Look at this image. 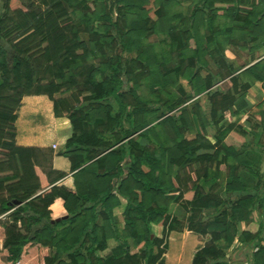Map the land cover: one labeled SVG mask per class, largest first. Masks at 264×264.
Returning a JSON list of instances; mask_svg holds the SVG:
<instances>
[{
    "label": "trees",
    "instance_id": "obj_1",
    "mask_svg": "<svg viewBox=\"0 0 264 264\" xmlns=\"http://www.w3.org/2000/svg\"><path fill=\"white\" fill-rule=\"evenodd\" d=\"M2 1L0 39L10 47L0 48L6 261L166 264L170 233L188 229L206 237L190 264H231L235 237L251 246L246 264H264V170L245 153L254 137L264 140V97L248 116L258 122L250 130L239 124L245 91L259 82L264 93V56L235 74L225 55L235 45L254 61L264 48V0ZM152 35L165 38L147 41ZM205 55L220 65L208 68ZM225 78L231 87L221 92L215 85ZM30 95L70 122L60 151L69 177L52 166L54 142H17V111ZM241 170L256 178L252 189ZM58 196L67 217L53 220ZM255 211L257 231L239 233ZM111 239L117 245L104 253Z\"/></svg>",
    "mask_w": 264,
    "mask_h": 264
},
{
    "label": "rangeland",
    "instance_id": "obj_2",
    "mask_svg": "<svg viewBox=\"0 0 264 264\" xmlns=\"http://www.w3.org/2000/svg\"><path fill=\"white\" fill-rule=\"evenodd\" d=\"M2 7H3V1L0 0V12H2ZM146 7L149 9L150 16L155 18V11L157 9L155 3L153 1H151ZM188 11H189V7L187 6V4H185L184 12L187 13ZM162 38H165V36H163V35H152L147 39V41L149 40L151 42H158ZM0 48H3L5 50H10L9 45H7V43L2 41L1 39H0ZM225 55L227 57V63L232 67V71L236 74L239 71L243 70L244 68L248 67L249 65L253 64L258 59L262 58L264 56V48L259 49V50L254 52V56L256 58L254 61H252V54L248 50H242L238 46H235V45L227 46V48L225 49ZM204 60H206L208 62L207 67L211 68V69H216V67H218L220 65V62H216V61L210 59L207 55L204 56ZM205 73H206V69L201 67V75H205ZM182 81H183V83H186L185 80H182ZM179 86H183V85L179 84L178 86L175 87V89L178 90ZM216 86H217L216 89H219L221 92H224V91H226V89L231 87V83L228 80V78H225V79H220V81L217 83ZM214 91H215V89L213 90V92ZM138 92H140V91L138 90ZM204 93L201 94V96H200V97H202L200 99V103H201V107L204 109L206 114H208L209 108H210V103L207 101V97ZM245 93H246V99L249 103V107L246 109L247 112L241 113V118L248 115L249 111L251 109L252 110L256 109V107H255L256 103H258L264 97L262 86L259 82L254 84L248 90H246ZM45 100H46V98H39V99L38 98H31V97L26 98L24 96L23 101H22L23 107L21 108L23 114L31 113L33 111L37 114L36 117H32L33 118L32 120L36 122V124H35L36 131L37 132L42 131L43 134L45 132H47L48 128H52V124L50 125V121L51 120L53 121V117H54L53 113H52V106L50 105L51 103L48 104ZM235 117L236 116L231 117L229 114L225 115L226 120L227 119L233 120ZM255 118L258 119L259 118L258 115ZM244 123L246 124V122H244ZM188 134L189 133H186L187 137L189 136ZM261 137H262L261 135H257L258 139H256V141H257L256 145H258L259 143H262L264 141L263 137L262 138ZM44 139H49V137L48 138L44 137ZM46 142H47V140L43 141L42 142L43 144L41 146L49 147L46 145ZM263 149H264L263 146H257V150H259L258 151L259 154L257 155V158H258L257 162L259 163L258 167L260 168L261 171L264 170V150ZM51 150L52 151L56 150L57 151L56 153H60V150H58L57 146L53 147V145H52ZM53 154H54V152H53ZM255 217L256 216H254V218ZM4 220H5V218L1 219V221H4ZM1 221H0V264H12V263L6 261L7 252L5 249L2 248L4 227H3V223ZM45 223H46V220H44L42 222V224L32 225L31 226V232L33 233L37 228L43 226ZM255 227H257V224L253 223V225H252V223H251L248 226V229H256ZM154 232L156 234L160 235L161 227L155 226ZM169 238L171 240H170V242H168L169 243V248H168L169 254H167L165 257L166 264H190L193 253L195 252V248H197L200 245V243H199L200 241H203L206 239V237H202V238L198 237L193 232H190V230L188 231V229L173 231L170 233ZM170 247L177 248L178 253L175 254L174 256H172L171 253L175 250L174 249H173V251L170 250ZM236 249L237 248H233V249L228 251V253H229L228 258H230V263L231 264H238L240 262L241 264H245L246 261H244V253H242V254L232 253ZM104 253H106V252H104Z\"/></svg>",
    "mask_w": 264,
    "mask_h": 264
},
{
    "label": "crops",
    "instance_id": "obj_3",
    "mask_svg": "<svg viewBox=\"0 0 264 264\" xmlns=\"http://www.w3.org/2000/svg\"><path fill=\"white\" fill-rule=\"evenodd\" d=\"M215 86H213V87H215ZM200 96H201V94L199 95V102H200V99L202 98ZM25 97L26 98H29V97L38 98V99L39 98H45L44 96H38V95H30V96H25ZM22 101H23V98H22ZM46 102L48 104H50L48 101H46ZM22 107H23V105H21V107L17 111L18 112V120H17V128H18L17 142H18V144H21V145H42L43 144L42 142L47 140V142H46L47 146L50 145V143L54 142L57 145L58 150L61 151L64 147L66 140L69 138V136L71 135V132H72L68 118L63 117V116H59V117L54 116L53 121L52 120L50 121V125L52 124V128H48L47 132H45L44 133L45 135H44L42 131H39V132L36 131V126H35L36 122L32 120L33 119L32 117H36L37 114L34 111L31 113L23 114L22 109H21ZM244 112H247V111L245 110V111H243V113ZM250 112L251 111H249V114L246 115L245 117L240 118V121H239V124L242 125L246 130H250L252 127L251 126L252 121H250V120L254 119V124H255V122H258V120H259V118L258 119L255 118L257 115H255V117H253V118L248 117L250 115ZM258 117H259V115H258ZM244 122H246V124ZM188 135H189L188 138L194 137V135L191 133H189ZM44 137H47V138L49 137V139H44ZM52 138L55 140L52 141L51 140ZM254 139H255V142L249 144V147L245 149V153L254 162V164L256 166H258L259 163L257 162L258 161L257 155L259 154V152H258L259 150H257V145H256V143H257L256 139H258V138L254 137ZM53 152H54L53 158H52L53 168L55 170H59V171L64 172L66 174V177L71 176L69 160L65 156L61 155L60 153H56L57 152L56 150H54ZM239 176H240V180H241L242 184H244L247 189L250 190L253 188V186L256 182V178L253 175L249 174L248 172H246L244 170H241L239 172ZM223 180L220 179L218 181H220L219 183H222ZM212 183H213L212 181H210L206 184L203 183L204 189L206 191L209 190V186H211ZM50 208H51V216H52L53 220L63 219L64 216L67 217V212H66V209L64 206V201H63L61 196H58L55 199V201L50 206ZM254 214H255L254 216H256L257 218H255V220H253L252 222H250V223L240 222L239 223V233H241L242 231H250L252 233L257 231L258 220H259L258 215H260V214L257 211H255ZM116 219L122 222L123 217L121 214H117ZM251 223H252V225H253V223L257 224V227H255L256 229H248V226ZM190 232H193V231L190 230ZM193 233L198 236L197 233H195V232H193ZM198 237H200V236H198ZM199 243H200V245H203L204 240L200 241ZM116 245H117V242L115 240L111 239L109 241L108 248L104 252H108L111 248H113ZM232 247L237 248L232 253H239V254L245 253L247 250H250V248H251V246L249 244H243L242 242H240L238 237H235L233 242H232V245L226 250L227 257H229L228 251L233 249ZM197 248H195V250ZM238 264H241V263L239 262Z\"/></svg>",
    "mask_w": 264,
    "mask_h": 264
},
{
    "label": "built area",
    "instance_id": "obj_4",
    "mask_svg": "<svg viewBox=\"0 0 264 264\" xmlns=\"http://www.w3.org/2000/svg\"><path fill=\"white\" fill-rule=\"evenodd\" d=\"M56 146H57V145L54 143V144H53V147H56ZM6 214H7V213L0 215V219L4 218ZM14 264H28V263H25V262H23V261H21V260H18V261H16Z\"/></svg>",
    "mask_w": 264,
    "mask_h": 264
},
{
    "label": "water",
    "instance_id": "obj_5",
    "mask_svg": "<svg viewBox=\"0 0 264 264\" xmlns=\"http://www.w3.org/2000/svg\"><path fill=\"white\" fill-rule=\"evenodd\" d=\"M63 218H66V216H64ZM56 220H59V219H56Z\"/></svg>",
    "mask_w": 264,
    "mask_h": 264
}]
</instances>
